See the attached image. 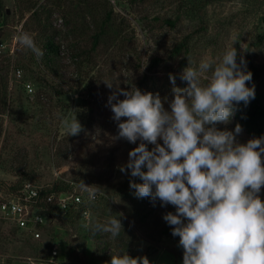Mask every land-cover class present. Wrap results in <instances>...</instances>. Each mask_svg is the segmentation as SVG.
I'll list each match as a JSON object with an SVG mask.
<instances>
[{
    "label": "rangeland",
    "instance_id": "obj_1",
    "mask_svg": "<svg viewBox=\"0 0 264 264\" xmlns=\"http://www.w3.org/2000/svg\"><path fill=\"white\" fill-rule=\"evenodd\" d=\"M78 1L30 0L26 4L22 0H3L2 11L6 16L0 17V38L18 47L29 66L39 64L40 58L33 57L31 50L26 52L28 49L19 46L14 37L23 31L37 42V24L28 18L34 11L40 13L42 19L49 15V22L61 33L60 52L65 60L61 74L69 83L60 84V98L49 91L55 113L48 114L41 122L29 119L18 135L14 149L0 138L1 181L8 184L30 182L41 188L61 181L71 183V190L79 189L83 181L98 189L99 178L106 174L107 162L114 160L118 165L128 162L129 152L140 143L138 140L132 144L118 138L119 122L113 120L109 96L118 89L135 87L142 92L159 93L165 109L170 111V102L174 98L170 75L175 77V87H186L187 82L181 75L188 64L196 67L204 59L218 62L232 46L237 50L238 64L243 58L245 65L253 61L262 67L258 86L264 94V0H106L113 7L117 22L124 19V39L118 47L107 49L103 46L93 53V62L84 66L79 82L75 83L77 77L73 74L75 69L70 52L76 36L69 31L64 16L76 15L74 6ZM74 22L90 32L88 18L86 21L79 15ZM180 42H185L186 46L179 54H174L173 49ZM80 44L90 46V40L82 39ZM201 82L207 83L206 80ZM107 83L112 87L109 88ZM34 87L37 91L38 86ZM124 98L118 95V99ZM60 100L64 102L63 106L59 104ZM88 105L93 108L91 113L86 112ZM236 108L237 105L230 122L217 124L218 129L232 128L236 122ZM41 112L38 108L35 115L41 116ZM75 116L83 130L69 136L61 121ZM236 140L246 144L250 139L239 137ZM152 147L148 145L149 150ZM259 196L264 200V187ZM113 205L125 212L128 221L134 224L136 239L141 242L135 258L147 257L150 264H183V248L179 246L178 237L159 235L152 240L149 232L143 235L138 221L131 218L133 207L130 202L117 198ZM160 209L161 204L154 211L159 213ZM97 220L98 213L81 214L79 225L72 229L56 218L39 239H29L21 230L0 219V264H32L47 258L44 249L48 244L61 251H71L79 246L77 241L86 242L85 256L90 260L95 243L80 229ZM145 230L149 231L148 227ZM112 252L114 255L127 253L120 249Z\"/></svg>",
    "mask_w": 264,
    "mask_h": 264
},
{
    "label": "clouds",
    "instance_id": "obj_2",
    "mask_svg": "<svg viewBox=\"0 0 264 264\" xmlns=\"http://www.w3.org/2000/svg\"><path fill=\"white\" fill-rule=\"evenodd\" d=\"M14 39L38 59L43 56L26 32L19 31ZM242 65L245 61L241 58L237 63L232 46L218 62L204 59L196 67L188 64L181 75L186 87H175L170 75L174 85L170 111L159 93L135 87L118 89L108 98L113 120L119 122L118 138L132 144L140 141L119 170H130L142 181H130L136 198L175 207V214L169 212L163 219L173 226L172 235L179 237L183 264H264V200L259 196L264 187V137L241 144L236 140L241 125L234 131L216 127L230 122L236 105L255 98L254 86H247L252 73ZM61 124L69 136L83 130L76 116L63 118ZM148 145H153L151 150ZM79 187L88 193L89 202L95 201L97 188L83 181ZM85 227L111 238L122 230L117 217ZM110 264L150 261L125 253L113 255Z\"/></svg>",
    "mask_w": 264,
    "mask_h": 264
},
{
    "label": "trees",
    "instance_id": "obj_3",
    "mask_svg": "<svg viewBox=\"0 0 264 264\" xmlns=\"http://www.w3.org/2000/svg\"><path fill=\"white\" fill-rule=\"evenodd\" d=\"M22 1L26 2L27 0ZM81 5H83V9L79 12ZM74 8L76 15L69 14L64 17L65 23L69 25V31L72 35L76 36L71 45L70 58L75 69L73 74L77 77L75 83H78L84 66H89L93 62L92 59L95 58L93 53H97L98 49L103 46L111 49V46L118 47L122 44L126 25L122 24L124 21L123 18H120L119 23L117 22L114 9L106 0H83V2L79 0ZM2 9L3 0H0V17H5L6 15L4 14L6 12L2 11ZM79 15L83 16L86 21L88 18L87 25L90 32H87V28L83 30L81 27L76 26L74 21L77 16L79 18ZM29 19L34 20L37 24L38 33L36 37H38V41L35 43L43 51V56L40 58L39 64L34 63L35 66H29L28 62H26L25 55L21 53L18 47L14 48L13 56L7 53L0 55V114H7L6 125H4L3 118L0 117V138L11 149H14L17 145L18 135L23 132L29 119L31 121L41 122L47 118L48 114L55 113V103L52 96L49 95V91H53L60 98L62 95V90L59 87L60 84L69 83L66 80V76L61 74L65 60L63 54L60 52V31L51 25L49 15L42 19L41 14L34 11ZM167 22L173 24L172 21L168 20ZM82 39L90 40V46H82L80 44ZM185 46V42L178 43L174 47L173 53L179 54ZM28 51L29 49L26 52ZM34 55L33 53V57ZM155 61L158 62L159 60L157 59ZM11 68H14V70L19 69L21 71V77L19 81H15L9 87ZM243 70L252 73V80L247 82V86L250 88L254 86L255 98L251 99L247 105L243 102L237 105L236 122L229 131H234L235 126L239 124L242 127V132L236 138H261L264 137V94L260 91L258 84L263 70L260 65L255 64L253 61H248ZM26 83L32 84L34 88L32 94L26 92L24 86ZM51 83H55L56 85ZM34 85L38 86L37 91ZM24 100L26 102L25 105H23ZM59 104L63 106L64 102L60 100ZM38 108L42 109V112L40 114L41 116L37 117L38 114L35 115V113ZM92 110V106L88 105L86 112L89 111L91 113ZM263 156L264 154H262ZM126 164L127 162L118 165L115 164L114 160L107 162L106 174H103V177H98L99 181L97 179L98 183H100L98 197L94 202L88 204L90 211L92 213H98L99 215V220L92 221V223H106L112 217L120 219L122 230L119 236L111 238V235L108 233H96L94 235L89 228L84 226L80 231H83L85 237L95 243L91 258L89 260L85 256L86 242L77 241V245H79L77 248L74 247L73 250L66 251L61 256V258H64L66 264H72L73 262L76 264H106L111 261V257L114 255L112 251L116 249H120L121 252L126 251L133 258L138 255L141 242L136 239L134 224L128 221L129 218L125 215V212L120 211L113 205V202L117 198L127 200L132 204L133 214H131V218H133V221L135 219L138 221L137 223L144 230L142 232L143 235L149 232V238L152 240L154 239L153 237H158L159 235L178 237L172 235L173 226H170L163 219L164 215L169 212L175 214V207L171 204L161 206L159 213H156L154 211L155 208L160 207L161 204L159 200L153 201L152 203L151 198H136L134 195L135 190L130 188V181L136 183H142V181L139 177H132L130 170L126 169L125 172L119 170L121 166ZM70 184L59 181L51 187L44 188L43 192L70 191ZM0 185L14 190L22 184H8L0 180ZM84 208L85 206L81 204L67 211L64 215H60L54 210L50 211V213L62 222V224H66L69 228L74 229L79 225ZM11 227L17 229L14 226ZM146 227H148L149 231L145 230ZM22 233L29 239H36L29 233L23 231ZM48 245L44 249L47 257L53 248L51 244Z\"/></svg>",
    "mask_w": 264,
    "mask_h": 264
},
{
    "label": "built area",
    "instance_id": "obj_4",
    "mask_svg": "<svg viewBox=\"0 0 264 264\" xmlns=\"http://www.w3.org/2000/svg\"><path fill=\"white\" fill-rule=\"evenodd\" d=\"M61 21L59 20V22ZM14 48V44H8L0 38V55L7 53L13 56ZM20 77L21 71L11 68L9 87L15 81H19ZM24 86L28 94L33 93L34 88L31 83H26ZM0 117L3 118L4 125H6L7 114H0ZM43 189L30 182H26L14 190L0 185V219L38 239L41 237L43 229L56 219L50 213L52 210L64 215L67 211L83 204L85 208L82 215L89 214L88 193L81 191L80 188L60 192H43ZM98 194L97 191L96 198ZM65 253L66 251L53 247L46 259L34 261L32 264H66L64 258H61Z\"/></svg>",
    "mask_w": 264,
    "mask_h": 264
}]
</instances>
